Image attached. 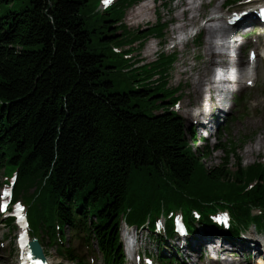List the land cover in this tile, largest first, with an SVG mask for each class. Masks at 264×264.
<instances>
[{
	"label": "trees",
	"instance_id": "obj_1",
	"mask_svg": "<svg viewBox=\"0 0 264 264\" xmlns=\"http://www.w3.org/2000/svg\"><path fill=\"white\" fill-rule=\"evenodd\" d=\"M138 1L122 0L100 16L107 55L93 47L82 13L87 1L0 0V175L18 169L16 196L37 198L36 223L57 218L74 225L81 215L80 227L112 264L123 262L125 209L132 210L131 224H142L162 209L181 207L193 225L195 208L200 224L214 230L208 214L224 201L245 228L252 209L264 206V164L245 168L240 157L232 164L237 145L230 143L223 163L207 169L208 151H194L183 119L169 111L165 89L176 54H162L145 73L159 75L156 84L135 89L129 79L113 81L115 74L127 75L114 45L165 38L168 24L161 18L135 34L121 23ZM154 240L159 249L166 242Z\"/></svg>",
	"mask_w": 264,
	"mask_h": 264
},
{
	"label": "rangeland",
	"instance_id": "obj_2",
	"mask_svg": "<svg viewBox=\"0 0 264 264\" xmlns=\"http://www.w3.org/2000/svg\"><path fill=\"white\" fill-rule=\"evenodd\" d=\"M78 1V0H76ZM87 1L88 8L83 11V15L88 18L89 23V29L92 31V39H93V47L98 51V53H106L107 55L109 52L103 47V44L101 43L102 34L101 32V26L104 22V18L100 17L99 10V4L97 5V0H84ZM181 0H176L174 2H170L169 0H156L155 3L153 0H139L138 3H136L131 8L127 9L125 11L124 19L122 23L127 27L128 31L135 34L138 31H144L148 29L151 26H156L158 24V18L160 17L164 23L168 24V27L165 31V38L162 40L160 39H154L153 36L148 37L146 40H140L136 43L134 48H136V51L129 56L128 58L131 59L132 62H134L135 66L137 68H141L142 66H150L154 62H156L160 58V54L164 53L166 55H170L171 49L173 47V44L175 40L173 37L175 34L173 33L174 28L180 27L186 23L184 18H180L181 15V8H177L178 4ZM228 0H207L205 2V7L202 9L201 14L202 17L200 18L199 22L196 24L195 27H203L207 26L205 24V20H208L213 16L215 12H217L218 15L225 16L228 13H231L232 11H238L240 10V6L236 5L231 9L228 10L224 6L221 10L218 8V6L221 3H226ZM234 2H244V0H232ZM142 5H149L151 7V10L149 11L147 16H141L139 14L140 7ZM199 5V3H198ZM243 30H241L240 33H242ZM183 31H179L178 33H182ZM188 35H193V29H189ZM245 32V31H244ZM121 32H118L120 34ZM180 41L184 39L183 35L180 34L179 36ZM240 39V38H236ZM254 42L251 44V47L258 51L259 47H262L263 40L260 39L258 42H256V39L253 40ZM248 40L242 39L239 44L235 46V48L231 51L228 50L227 53L231 54L232 57L228 58L229 65L227 67L231 69L233 62H240L244 63V65L241 66V68L247 67V48H248ZM208 43V40L205 38L203 46L201 48H198L196 43L194 44L193 41H189L187 45L179 43L176 47L175 54L177 55V60L172 66V68L168 72V86L166 87V90H175L178 88V94L181 96L180 105L181 107L189 108L190 105H196L198 103V95L194 94L193 91V85L191 80L189 79L190 75H196L197 70L191 71V67L195 66L198 69L203 68L205 66V63L208 59L205 48L206 44ZM158 51L152 56H147V49L148 47H154V51L157 49ZM166 44V45H164ZM247 46V47H246ZM246 47V48H245ZM129 47L123 48L124 50H128ZM220 52H226L225 49L217 51ZM241 58V59H240ZM118 58L113 57L111 61H118ZM227 59V58H225ZM227 61V60H226ZM222 62V59L218 60V63ZM227 62V63H228ZM231 63V64H230ZM134 66V67H135ZM258 68V67H257ZM119 68L118 70H120ZM209 70V68H208ZM143 74L144 70H141ZM222 73L224 74L220 80L218 79L216 81L217 85H220L221 88L218 92L215 93V99L217 97H221L225 95V92L222 90V88H225V86L228 84V78L230 74H225L224 70L221 69ZM235 71V69H231V72ZM138 71H134L133 73L123 75L121 73L115 74L112 77L113 81L115 80H123V79H129L128 83L132 82V87H135L137 84L136 81L130 80L132 76H135ZM209 74L211 72L208 71ZM255 73V72H254ZM208 74V75H209ZM263 76L264 72L262 70L261 64L259 65V72L256 74V87L253 89H248L235 92L233 94V97L228 100V105L230 106L229 114L223 119V122L221 125L214 130V136L208 140L207 146L208 151L211 154L210 157L207 159H204V163H206V166L208 168L216 167L222 164L224 158L226 157V153L223 150L224 148H219L216 150L217 144L218 146H223L225 144V147L230 142H233L237 145H239L237 156H239L242 161L244 167H249L252 164L264 162V143L256 148L257 142L260 140V138H264V83H263ZM159 75L155 76L153 80H157ZM236 80L238 82V75H236ZM118 83V81H115ZM236 82V83H237ZM156 84V82L154 83ZM237 88V85H236ZM235 88V89H236ZM239 89V87H238ZM200 97V96H199ZM251 99V100H249ZM183 110V108L181 109ZM179 110V113L181 115H184V112ZM181 111V112H180ZM185 121V127L189 129L190 123L189 121L184 117ZM200 131H198L197 136L199 137L202 135ZM205 136H209V133H205ZM188 139L190 146L194 149V151L197 153L198 149H200L202 146H204L203 143H198L197 139H194L193 135L188 132ZM197 142V143H196ZM249 146L255 147L254 152L250 156H246L245 152ZM200 151H203L200 149ZM237 159L236 157H232L231 162L232 164L236 163ZM233 170H235V167H232ZM2 179V177H1ZM254 228V227H253ZM251 229L249 232H256L255 228ZM205 230V229H203ZM208 233V229L206 230ZM14 231L12 229H9L5 226V224L0 225V264H17V253L15 249L14 242L10 240V237L13 236ZM140 234V233H139ZM256 234V233H255ZM260 236H264L263 232L258 233ZM150 232L146 229H144L143 232H141V235H138L139 237H142V241L139 242V245L144 246L145 250L151 251L154 254L157 253V242L154 241L152 237L149 236ZM249 235V233L247 234ZM5 236V237H4ZM4 237V238H3ZM126 237L123 236L122 241L124 243L125 248L128 247V244H126ZM254 245V244H253ZM175 249L179 250V255H187L192 259H189L186 264H196L197 258H195V262L193 261L194 255L193 253H187L186 250L184 251L182 246L175 247V244L171 243L170 246L167 247V252L174 253ZM233 255L237 250L229 248ZM207 254H210L209 247H206ZM52 256V259H57V256L54 251L52 253H49ZM246 258V256H245ZM244 258V259H245ZM243 258H240V261ZM58 260V259H57ZM236 259H233V263L237 262ZM61 260H58L55 264H65L60 263ZM253 264H256V260H252ZM68 264V263H67ZM248 264V262H246Z\"/></svg>",
	"mask_w": 264,
	"mask_h": 264
},
{
	"label": "bare ground",
	"instance_id": "obj_3",
	"mask_svg": "<svg viewBox=\"0 0 264 264\" xmlns=\"http://www.w3.org/2000/svg\"><path fill=\"white\" fill-rule=\"evenodd\" d=\"M207 0H181L180 1V3L178 4V6H177V8H181V15L179 16L180 18H184V20L186 21V23L184 24V25H182V26H180V27H176V28H174V30H173V33L175 34V36L173 37V39L175 40L176 39V34H177V32H179V31H184V32H187V31H189V28L191 27V26H197L196 24L199 22V20H200V18L202 17V14H201V11H202V9L205 7V2H206ZM200 2H202L203 3V5L201 6V5H198V3H200ZM224 7V2L223 3H221L219 6H218V8L221 10L222 8ZM151 10V7L149 6V5H142L141 7H140V12H139V14L143 17V16H147L148 15V13H149V11ZM218 14H217V12H215L214 14H213V16H211V17H215V16H217ZM219 20H220V18H219ZM212 21V19L210 20V18H209V21L207 22V24L208 23H210ZM243 21H245V19H243L241 22H243ZM244 24V23H243ZM246 24H248V22L246 23ZM239 26H241V25H239ZM203 27H205L206 28V26H203ZM258 29V27H256V30ZM208 31H209V34H216V33H219L218 35H220V37H223V36H225V35H228V33L226 32V28L225 27H223V26H220L217 30H215V32L216 33H212V32H210L211 30L209 29V27H208ZM217 35V34H216ZM235 36H232L231 37V39L232 38H234ZM241 41V38L240 39H234V41L233 42H231L230 44H229V46L227 47L228 48V50H233L234 48H235V46L237 45V44H239V42ZM218 45H220V44H218ZM217 48V44L216 45H211V44H209V43H207L206 44V48H205V53H206V55H207V57H208V59H207V61H206V63H205V66L203 67V68H200V69H198L197 67H195V66H192L191 67V71L193 72V71H195V70H197L198 72H197V74L196 75H190V77H189V79L191 80V82H192V85H193V91H194V94H196V95H198L197 97H198V101H199V96L201 95V92H205L206 90H205V87L207 86V85H210V84H206V78L208 77V74H209V70H208V68H212V58H213V55H214V50ZM227 50V51H228ZM227 51H226V53H225V58H229V57H233V55L231 56V54H229V53H227ZM155 54V51H154V47H148V49H147V56H152V55H154ZM241 59V58H240ZM242 62V60L239 62V66H242V65H244V63H241ZM220 65H221V68H226V70H227V72H226V74L228 75V74H230V76H229V78H228V84L230 85V86H232V84H234V77L232 76V74L233 75H237V73L236 72H231V70L228 68V67H225V66H223V65H228V64H226L225 62H220L219 63ZM223 64V65H222ZM234 64H237L236 62L234 63ZM234 68V67H233ZM245 69H247V68H245ZM245 69H243L244 71H245ZM233 78H232V77ZM209 78H210V76H209ZM210 80V79H209ZM211 85H212V83H211ZM216 88L217 89H219L220 88V85H217L216 86ZM228 95L230 94V93H227ZM218 100H221V98L220 99H218ZM217 100V101H218ZM222 101V100H221ZM215 104V103H214ZM222 105L221 103H219V101L217 102V104H216V106H218V107H220V105ZM227 110H229V109H225V111L223 110V111H221L220 109L216 112V115L217 116H219V117H222V114L224 113H226V111ZM187 116V115H186ZM264 143V138H260V140L257 142V144H256V148H258L259 146H261L262 144ZM254 150H255V147H252V146H249L248 148H247V150H246V152H245V155L248 157V156H250V155H252V153L254 152ZM131 210V209H130ZM132 211V210H131ZM194 212H196V210H195V208H192L191 210H190V217L191 218H193L192 220L194 221V222H196V221H198V217L200 216V213H194ZM194 215H197V216H194ZM185 218V217H184ZM187 218V217H186ZM154 219L160 224L161 223V218L159 217V216H155L154 217ZM180 220H182V219H180ZM188 220V219H187ZM64 222V221H63ZM65 223V222H64ZM125 229H127V227H125ZM254 229V228H253ZM256 231V230H255ZM203 236H206V234H204ZM252 237L255 239V241H256V243H258L259 245H260V243H264V236H260L259 234H253L252 235ZM10 240H12V236L10 237ZM216 246H218V245H216ZM215 246V247H216ZM216 250H218V253H220L221 251L222 252H224V250H225V247L224 246H222L220 249H216ZM262 252H264V250L262 251ZM188 257V256H187ZM229 262V264H234V263H232V261H227L226 263H224V264H227ZM258 264H264L262 261H260Z\"/></svg>",
	"mask_w": 264,
	"mask_h": 264
},
{
	"label": "snow or ice",
	"instance_id": "obj_4",
	"mask_svg": "<svg viewBox=\"0 0 264 264\" xmlns=\"http://www.w3.org/2000/svg\"><path fill=\"white\" fill-rule=\"evenodd\" d=\"M104 2H105V3H108V2H109V0H104ZM261 13H262V14H264V9H262V10H261ZM6 194H7V193H6ZM3 207H5V208H6L7 206H6V205H4Z\"/></svg>",
	"mask_w": 264,
	"mask_h": 264
}]
</instances>
